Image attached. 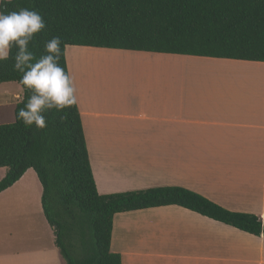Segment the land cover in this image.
<instances>
[{
    "label": "crops",
    "instance_id": "0c3cea01",
    "mask_svg": "<svg viewBox=\"0 0 264 264\" xmlns=\"http://www.w3.org/2000/svg\"><path fill=\"white\" fill-rule=\"evenodd\" d=\"M65 57L100 194L182 186L264 215V61L80 45ZM91 59L120 65L122 83L84 82ZM14 83H0V124L14 120ZM29 187L33 200L8 197ZM40 187L29 168L0 192V264H65ZM110 250L122 264H264V234L167 205L116 213Z\"/></svg>",
    "mask_w": 264,
    "mask_h": 264
},
{
    "label": "trees",
    "instance_id": "16d2710c",
    "mask_svg": "<svg viewBox=\"0 0 264 264\" xmlns=\"http://www.w3.org/2000/svg\"><path fill=\"white\" fill-rule=\"evenodd\" d=\"M27 8L45 27L29 50L38 60L45 43L59 37L65 49L80 45L133 51L264 61V0H11L5 13ZM17 48L0 61V83L22 88L14 120L0 124V192L32 168L42 187L41 207L65 264H122L110 250L116 213L177 205L252 235L264 234V215L231 211L182 186H158L100 194L89 161L77 102L48 109L46 127L17 119L31 92L13 68ZM69 75V74H68Z\"/></svg>",
    "mask_w": 264,
    "mask_h": 264
},
{
    "label": "clouds",
    "instance_id": "9594fccd",
    "mask_svg": "<svg viewBox=\"0 0 264 264\" xmlns=\"http://www.w3.org/2000/svg\"><path fill=\"white\" fill-rule=\"evenodd\" d=\"M11 0H0V5ZM45 27L42 17L35 11L21 8L5 13L0 11V61L10 58L17 48L13 68L21 73V84L31 92L27 103L20 108L17 119L24 125L46 127L43 113L48 109L60 111L76 103L72 78L59 66L60 38L53 37L45 43L46 54L38 60L29 44L33 36Z\"/></svg>",
    "mask_w": 264,
    "mask_h": 264
},
{
    "label": "rangeland",
    "instance_id": "374dc122",
    "mask_svg": "<svg viewBox=\"0 0 264 264\" xmlns=\"http://www.w3.org/2000/svg\"><path fill=\"white\" fill-rule=\"evenodd\" d=\"M67 53H68V56L70 59L72 57H74L71 49H68ZM76 60L80 61V59H76ZM81 61H82V59H81ZM85 63H86V65H84V69H86L89 74H87L84 77V82H86L88 84H92V85L109 84L111 86L122 83L121 77H120V73L122 72L120 65L118 66L116 64L109 63V62L105 63V61L104 62L103 61L97 62L96 59H95V61H93V59H91V61H88V64H87V62H85ZM14 84L18 85L17 82ZM5 172H6V168L1 167L0 168V179H1V177H3ZM23 192L24 193H22V194L8 195V197H10L11 199L16 198V199H28V200H33L35 198V193H34V192H36L35 189L29 187V188H26V191H23ZM41 194H42V192L40 190L39 196H38V200H39L40 205H41ZM12 207H14V206H12ZM22 208H23V211L25 210V213L22 215V218L25 214H27L28 217H31V218L35 215L33 209L30 208V205H28V207H24L22 204Z\"/></svg>",
    "mask_w": 264,
    "mask_h": 264
}]
</instances>
